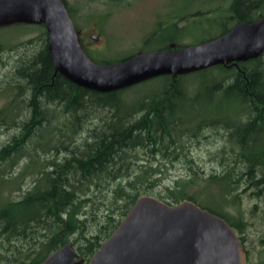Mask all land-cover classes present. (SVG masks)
Here are the masks:
<instances>
[{
    "label": "trees",
    "instance_id": "16d2710c",
    "mask_svg": "<svg viewBox=\"0 0 264 264\" xmlns=\"http://www.w3.org/2000/svg\"><path fill=\"white\" fill-rule=\"evenodd\" d=\"M69 12L74 19L71 8ZM227 17L228 23H212L220 32L201 43L228 34L240 23L262 20L264 0H230ZM6 27L37 28L40 33L16 45L0 39V67L4 53L6 64L11 56L16 58L14 74L0 88L15 90L0 110V128L17 131L0 147V264H41L71 241L88 263L146 195L168 204L189 200L223 218L244 245L247 264H253L243 236L245 222L240 213L231 216L226 208L249 191L256 197L264 192V54L101 94L55 73L44 25L15 24L0 30ZM167 28L150 35L142 53L188 47L176 45L177 37L185 38L186 26L182 33L173 27L165 39ZM82 47L101 65L135 56L99 59ZM207 133L223 145L215 156L220 170L205 175L193 168L190 142L208 140ZM141 153L146 159L142 164ZM161 162H186L192 176L159 188ZM27 173L35 176L33 184L14 199L12 192L22 189ZM206 186L219 192L218 206L206 199L202 203L191 192Z\"/></svg>",
    "mask_w": 264,
    "mask_h": 264
},
{
    "label": "water",
    "instance_id": "95a60500",
    "mask_svg": "<svg viewBox=\"0 0 264 264\" xmlns=\"http://www.w3.org/2000/svg\"><path fill=\"white\" fill-rule=\"evenodd\" d=\"M42 24L48 53L60 74L79 88L113 93L163 77L242 63L264 54V18L195 46L151 51L94 63L81 45L63 0H0V27ZM68 242L41 264H86ZM87 264H247L244 245L223 218L183 200L168 204L142 196Z\"/></svg>",
    "mask_w": 264,
    "mask_h": 264
},
{
    "label": "rangeland",
    "instance_id": "374dc122",
    "mask_svg": "<svg viewBox=\"0 0 264 264\" xmlns=\"http://www.w3.org/2000/svg\"><path fill=\"white\" fill-rule=\"evenodd\" d=\"M74 13L73 22L78 25L77 32L80 42L91 53L99 59H122L130 55L141 54L146 51L144 43L153 32L159 28V23L164 21L168 28L164 32V38L168 39L174 33V28L183 30L186 26L185 38L177 37L176 45L195 46L204 40H208L220 32L216 25L212 23H228V6L230 0H65ZM229 27H234L229 23ZM183 32V31H182ZM181 32V33H182ZM40 33L37 28L22 29L19 27H6L0 30V39L4 44L16 45L30 40ZM90 35L98 36L92 39ZM183 36V35H182ZM37 47V45H35ZM146 53V52H145ZM1 58V57H0ZM2 58L7 59L5 53ZM3 60L0 67V88L6 82L7 75H13L12 67L16 58H11L6 62ZM95 63V62H94ZM15 90L5 87L0 92V110L8 105L14 95ZM104 115H94L92 122L99 120ZM91 126V124H90ZM89 126L86 125L85 129ZM17 131L0 128V147H2ZM209 139L202 140L195 144L190 142V158L193 159V168L199 173L208 175L213 171L220 170L221 166L216 156L223 143H217L213 138L215 135L207 133ZM83 134H80L79 144H81ZM140 164L146 159L140 154ZM62 159V157H60ZM26 165V160L22 161L16 169V173L22 172ZM161 174L158 176L159 188L174 186L178 180L191 177L189 165L186 162L160 163ZM35 176L27 173L20 191H13L14 199L21 197L33 184ZM96 190V189H95ZM191 189L192 193L199 195L202 203L205 199L209 203L218 206L221 198L214 186H206ZM205 191V192H204ZM207 193V195H206ZM247 194L241 195L238 204L226 208L232 216L241 214L245 222V246L249 251L253 264L264 263V192L260 197ZM96 196L101 192L95 191ZM103 194V193H102ZM104 195H107L104 192ZM103 195L101 196V198ZM102 211L105 212L103 208Z\"/></svg>",
    "mask_w": 264,
    "mask_h": 264
},
{
    "label": "flooded vegetation",
    "instance_id": "af4514ba",
    "mask_svg": "<svg viewBox=\"0 0 264 264\" xmlns=\"http://www.w3.org/2000/svg\"><path fill=\"white\" fill-rule=\"evenodd\" d=\"M67 7V9H68V12H69V8H68V6H66ZM69 14H70V17H71V19L73 20V18H72V16H71V13L69 12ZM74 24H75V22H74ZM165 25H167L166 23H164V21H161L160 23H159V28H161V29H164V28H167ZM75 27H76V31L79 29L78 28V25L77 24H75ZM159 28H157V29H159ZM79 32H77V34H78ZM154 33V32H153ZM153 33H152V35H153ZM79 36V35H78ZM89 37H91L92 39H98V36H96V35H90ZM80 39V38H79Z\"/></svg>",
    "mask_w": 264,
    "mask_h": 264
}]
</instances>
